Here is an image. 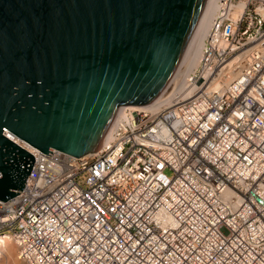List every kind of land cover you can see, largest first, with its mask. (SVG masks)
I'll use <instances>...</instances> for the list:
<instances>
[{
  "label": "built area",
  "instance_id": "built-area-1",
  "mask_svg": "<svg viewBox=\"0 0 264 264\" xmlns=\"http://www.w3.org/2000/svg\"><path fill=\"white\" fill-rule=\"evenodd\" d=\"M215 6L196 67L95 153L16 141L34 162L0 236L21 264H264V0Z\"/></svg>",
  "mask_w": 264,
  "mask_h": 264
},
{
  "label": "water",
  "instance_id": "water-1",
  "mask_svg": "<svg viewBox=\"0 0 264 264\" xmlns=\"http://www.w3.org/2000/svg\"><path fill=\"white\" fill-rule=\"evenodd\" d=\"M213 0H0V202L34 157L79 158L125 106L152 108L192 64ZM52 151V150H51Z\"/></svg>",
  "mask_w": 264,
  "mask_h": 264
},
{
  "label": "bare ground",
  "instance_id": "bare-ground-1",
  "mask_svg": "<svg viewBox=\"0 0 264 264\" xmlns=\"http://www.w3.org/2000/svg\"><path fill=\"white\" fill-rule=\"evenodd\" d=\"M216 1L217 0H213V4H212V6H211V9H210V13H209V16H208V22L206 23V26H205V29H204V32H203V35H202V37H201V40H200V43H199V46H198V49H197V51H196V54H195V56H194V58H193V60H192V64L190 65V67H189V69H188V72L187 73H189L194 67H196V64H197V60H198V56H199V52H200V48H201V46H202V43H203V41H204V39H205V36H206V32H207V28H208V25H209V22H210V19H211V17L213 16V14H214V12H215V10H216ZM242 5H239L238 6V9L241 7ZM183 89V84H182V82H180V85L177 87V89H176V91H181ZM125 107H127V106H125ZM131 107H134V106H131ZM138 107H140V106H137L136 108H138ZM124 108V107H123ZM138 109H146V108H143V107H140V108H138ZM121 113H120V110H119V112H117V115H120ZM116 115V116H117ZM7 238H9V237H7V236H0V246L1 245H4V242H5V239H7ZM9 240V239H8ZM1 258H3L2 257V253L0 252V259ZM5 258V257H4ZM1 261V260H0Z\"/></svg>",
  "mask_w": 264,
  "mask_h": 264
},
{
  "label": "rangeland",
  "instance_id": "rangeland-1",
  "mask_svg": "<svg viewBox=\"0 0 264 264\" xmlns=\"http://www.w3.org/2000/svg\"><path fill=\"white\" fill-rule=\"evenodd\" d=\"M8 239L9 238L5 239L4 245L0 246V252L3 257L0 259V264H21L16 257V248L14 244L10 239Z\"/></svg>",
  "mask_w": 264,
  "mask_h": 264
}]
</instances>
